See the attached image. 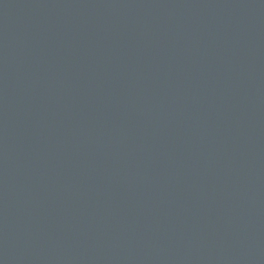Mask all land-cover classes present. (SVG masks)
I'll return each instance as SVG.
<instances>
[{
    "label": "water",
    "instance_id": "1",
    "mask_svg": "<svg viewBox=\"0 0 264 264\" xmlns=\"http://www.w3.org/2000/svg\"><path fill=\"white\" fill-rule=\"evenodd\" d=\"M0 264H264V0H0Z\"/></svg>",
    "mask_w": 264,
    "mask_h": 264
}]
</instances>
